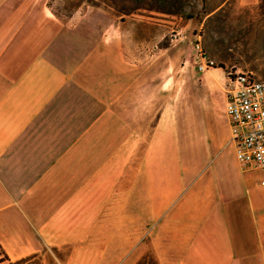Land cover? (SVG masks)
<instances>
[{
    "label": "crops",
    "instance_id": "obj_1",
    "mask_svg": "<svg viewBox=\"0 0 264 264\" xmlns=\"http://www.w3.org/2000/svg\"><path fill=\"white\" fill-rule=\"evenodd\" d=\"M49 12L40 0H0L7 260L54 251L62 264H264L259 170L242 168L230 138L232 157L227 146L188 181L167 73L153 75L146 43L128 44L109 13L58 24Z\"/></svg>",
    "mask_w": 264,
    "mask_h": 264
},
{
    "label": "rangeland",
    "instance_id": "obj_2",
    "mask_svg": "<svg viewBox=\"0 0 264 264\" xmlns=\"http://www.w3.org/2000/svg\"><path fill=\"white\" fill-rule=\"evenodd\" d=\"M40 1L49 6L53 13L48 14L58 24L74 22L85 11L109 13L118 17V24L125 28L122 36L128 44H135L138 49L146 43L153 75L156 70L167 73L168 120L178 129L174 154L179 168L183 167L188 181L205 172L231 138L224 113L229 73L251 72L264 79V25L260 16L239 13L242 7L234 2L232 13H223L209 22L202 0ZM220 1L209 0L208 9ZM182 6L185 13L178 12ZM199 35L216 63L215 68L204 72L199 70L196 56ZM256 48L259 52L254 51ZM233 151L230 144L225 156L231 158ZM253 175L254 183L264 179L262 172L254 171ZM179 188L181 185L176 191ZM55 256L54 251H48L42 256L11 262L0 250V264H62L64 258ZM140 264L157 263L154 257L147 256Z\"/></svg>",
    "mask_w": 264,
    "mask_h": 264
},
{
    "label": "built area",
    "instance_id": "obj_3",
    "mask_svg": "<svg viewBox=\"0 0 264 264\" xmlns=\"http://www.w3.org/2000/svg\"><path fill=\"white\" fill-rule=\"evenodd\" d=\"M195 48L200 71L216 67L202 45L201 35L197 37ZM224 113L242 168L264 173V79L251 72H230ZM254 185L264 186V179Z\"/></svg>",
    "mask_w": 264,
    "mask_h": 264
},
{
    "label": "trees",
    "instance_id": "obj_4",
    "mask_svg": "<svg viewBox=\"0 0 264 264\" xmlns=\"http://www.w3.org/2000/svg\"><path fill=\"white\" fill-rule=\"evenodd\" d=\"M209 0H202L203 2V13L208 15V21H214L218 19L223 13H232L235 9L234 0H221L219 3L214 5L212 8L208 9L207 4ZM183 3V0H179ZM179 13H185V10L180 7ZM239 13H246L248 16H260V19L264 25V0H259L256 5L242 7ZM252 13H256L252 15ZM255 52H259V49H254Z\"/></svg>",
    "mask_w": 264,
    "mask_h": 264
}]
</instances>
